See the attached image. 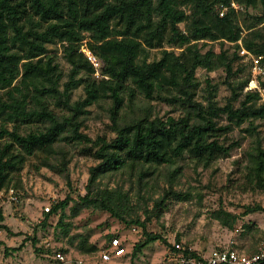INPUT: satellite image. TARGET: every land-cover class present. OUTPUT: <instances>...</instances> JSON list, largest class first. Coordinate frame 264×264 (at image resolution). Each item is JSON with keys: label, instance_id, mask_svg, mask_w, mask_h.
Listing matches in <instances>:
<instances>
[{"label": "trees", "instance_id": "1", "mask_svg": "<svg viewBox=\"0 0 264 264\" xmlns=\"http://www.w3.org/2000/svg\"><path fill=\"white\" fill-rule=\"evenodd\" d=\"M232 2L242 10L231 8ZM223 8L228 10L221 17ZM257 9L259 13L251 12ZM227 44L233 46V52L226 49ZM84 45L102 63L99 77L81 51ZM50 46H60L71 66L65 83ZM242 47L262 56L264 67V0H0V192L31 157L39 158L43 167L60 170L69 180L70 159L63 144H77L99 164L90 169L86 194L77 199L67 196L44 214L45 222L58 216V229L83 255L97 254L98 247L88 234L71 236L72 224L65 220L86 209L108 212L143 230L144 240L135 245L134 258L152 243L168 245L163 236L147 228L153 219L161 218L168 199L178 195L172 183L178 169L169 173L166 196L153 202L152 208L147 204L144 216L133 211L128 191L103 186V182L129 171L143 183L185 154L205 165L229 157L231 149L239 145L220 143L230 125L240 127L264 119L260 95L245 92L252 79L250 66L247 78L232 80L246 69L244 63L236 67L243 61ZM155 50L161 51V58L150 61ZM199 69L226 72L231 97L225 106L213 101L212 91L206 106L196 100ZM80 74L84 77L78 78ZM260 85L264 87V82ZM80 86L85 98L73 103L72 93ZM139 95L147 102L177 104L187 115L163 120L151 119L146 113L127 122L122 112L126 106L134 108ZM50 100L67 113L57 114ZM106 100H111L109 114L116 137L94 140L82 132L83 119L89 114L88 107ZM235 102H239L238 108ZM223 117L230 124L221 128L217 121ZM33 125L45 128L22 134L23 127ZM52 157L60 167L53 164ZM249 160V183L264 190V149L257 146ZM13 187L18 189V184ZM254 213H264V207H247L244 215ZM214 219L232 229L238 218L219 210ZM4 221L0 209V223Z\"/></svg>", "mask_w": 264, "mask_h": 264}, {"label": "rangeland", "instance_id": "2", "mask_svg": "<svg viewBox=\"0 0 264 264\" xmlns=\"http://www.w3.org/2000/svg\"><path fill=\"white\" fill-rule=\"evenodd\" d=\"M251 12L256 14L260 10ZM184 27L182 24L181 28ZM49 49L57 56L56 62L64 75L63 83L67 82L71 66L63 57L61 47L50 46ZM226 49L233 52V46L229 44L226 45ZM216 50L219 51V46ZM160 58L161 51L155 50L150 53V61ZM242 63L246 65L244 67L246 69L232 79L235 82L242 81L249 75V63L240 61L236 67ZM82 77L83 74L78 76ZM197 79L200 83L196 96L198 102L206 106L212 91L215 92L213 101L218 106L223 107L228 103L231 90L223 69L214 72L199 69ZM261 82H264V76ZM84 98L83 86L73 91V103ZM49 102L51 109L57 114L67 113L54 100ZM136 104L134 108L129 106L124 108L122 115L127 122L146 113L151 119L159 117L163 120L169 117L179 119L187 115L186 109L177 104L147 102L140 95ZM234 106L238 108L239 102H235ZM110 108L111 100L88 107L89 114L84 116L82 132L94 140L98 137H105L108 141L115 138ZM217 122L221 128L230 124L226 117L218 119ZM230 127V131L220 138V143L227 147L239 144L231 149L229 157H222L205 165L197 163L185 154L172 167H160L152 176H147L143 183H139L137 174L129 171L104 180L103 186L122 187L128 191L132 198L133 211L144 216L143 211L147 204L152 208L153 202L166 196L169 190V173L178 169L172 182L174 192L178 195L168 199L161 218L153 219L147 228L148 232L163 236L168 245L162 242L152 243L134 258L135 245L144 240L143 230L135 225L124 224L108 212L93 209L83 210L78 217L65 220L72 224L70 235L88 234L99 252L106 249L113 238H120L128 254L124 259L111 264H171L167 260V250L176 242H182L187 248H192L194 252L204 256H208L215 249L231 247L246 254L256 253L264 240V213L245 216L244 212L247 207L256 205L264 207V190L254 189L248 180L249 153L257 146L264 149V119L247 121L240 127L234 125ZM12 128L11 125L10 130ZM44 128L45 125L26 126L21 132L27 134ZM63 146L70 159L66 172L69 180L60 170L41 166L37 157L29 158L23 170L12 175L13 182L9 187L18 184L16 190L20 194V202L14 204L5 198L0 199V209L5 218V221L0 223V264H61L54 258L56 252L66 255L68 261L65 264H74L78 258L90 264H102L98 258L99 252L94 255H83L76 246L70 245L69 238L57 227L58 216H52L45 222L44 208L52 209L69 195L77 199L86 194L90 169L99 164L94 157L84 155L82 146L77 144ZM51 160L53 164L59 165V161L54 157ZM219 210L237 216L234 228L229 229L214 219V213ZM66 212L70 215L69 208ZM2 226L9 230L3 229ZM239 226L242 230L235 233Z\"/></svg>", "mask_w": 264, "mask_h": 264}, {"label": "built area", "instance_id": "3", "mask_svg": "<svg viewBox=\"0 0 264 264\" xmlns=\"http://www.w3.org/2000/svg\"><path fill=\"white\" fill-rule=\"evenodd\" d=\"M231 8L235 11H241V6L232 2ZM228 8H223L220 11V16L224 17ZM91 64L96 69V76L99 77L101 62L92 55V53L84 45L81 49ZM240 56L243 61L249 63L252 73V79L245 92H255L261 97V102L264 103V87L260 85L264 76L263 57L256 56L245 48H241ZM5 198L8 202L18 204L20 202V194L14 187H9L0 192V199ZM51 208L46 207L43 214L50 213ZM242 227H237L235 233H239ZM128 254L127 248L123 245L120 238H113L106 249L98 253V258L102 264H111L115 261L124 259ZM54 258L61 264L67 263L68 259L62 252H56ZM167 260L171 264H264V240L259 247V250L254 254H246L235 247L227 249H215L208 256L197 254L192 248H187L182 242H176L167 250ZM74 264H90L85 260L78 258Z\"/></svg>", "mask_w": 264, "mask_h": 264}, {"label": "crops", "instance_id": "4", "mask_svg": "<svg viewBox=\"0 0 264 264\" xmlns=\"http://www.w3.org/2000/svg\"><path fill=\"white\" fill-rule=\"evenodd\" d=\"M148 248V247H147Z\"/></svg>", "mask_w": 264, "mask_h": 264}]
</instances>
